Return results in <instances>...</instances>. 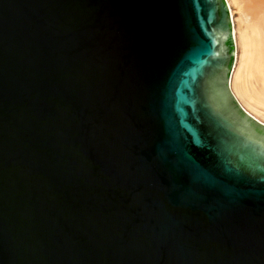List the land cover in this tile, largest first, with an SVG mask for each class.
Wrapping results in <instances>:
<instances>
[{"label": "water", "instance_id": "obj_1", "mask_svg": "<svg viewBox=\"0 0 264 264\" xmlns=\"http://www.w3.org/2000/svg\"><path fill=\"white\" fill-rule=\"evenodd\" d=\"M224 0H0V264H264V124Z\"/></svg>", "mask_w": 264, "mask_h": 264}, {"label": "bare ground", "instance_id": "obj_2", "mask_svg": "<svg viewBox=\"0 0 264 264\" xmlns=\"http://www.w3.org/2000/svg\"><path fill=\"white\" fill-rule=\"evenodd\" d=\"M224 1L229 9L235 45L230 90L233 95L235 94L234 97L239 99L243 106L236 98L243 109L254 112L257 117L264 119V0ZM233 7L239 12L242 24L245 23L246 26L244 29L239 28L240 31L234 28ZM237 32H240L239 38ZM238 39L242 48L241 57L237 54ZM255 117L253 119L260 122Z\"/></svg>", "mask_w": 264, "mask_h": 264}, {"label": "rangeland", "instance_id": "obj_3", "mask_svg": "<svg viewBox=\"0 0 264 264\" xmlns=\"http://www.w3.org/2000/svg\"><path fill=\"white\" fill-rule=\"evenodd\" d=\"M233 11H234V22L235 23H233V24H235L234 25V28H236V30L238 31L239 30V28L240 29H244L246 26H245V23H244V25L242 24V21H240L241 19L239 18L240 17V14H239V12L233 7ZM242 24V25H241ZM245 26V27H244ZM240 31V30H239ZM240 32H237L236 33V35H237V38H239L238 37V35L240 36V34H239ZM241 45H240V42H239V39H238V47H237V54L241 57V52H242V50H240V49H242L241 47H240ZM234 93V92H233ZM235 95V94H234ZM237 98V97H236ZM238 99V98H237ZM238 101H239V99H238ZM240 102V101H239ZM240 104H241V102H240ZM242 105V104H241ZM243 106V105H242ZM245 109V108H244ZM246 110V109H245ZM247 111V110H246ZM248 112V111H247ZM248 113H250L253 117H255L256 115H255V113L254 112H248ZM257 117V116H256ZM255 117V118H256ZM257 120H259L260 122H262V123H264V119L263 118H261V117H257L256 118Z\"/></svg>", "mask_w": 264, "mask_h": 264}]
</instances>
